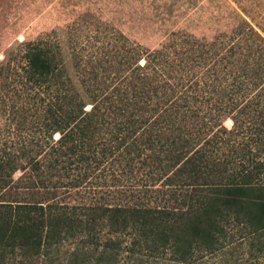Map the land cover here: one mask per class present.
<instances>
[{"label": "rangeland", "instance_id": "obj_1", "mask_svg": "<svg viewBox=\"0 0 264 264\" xmlns=\"http://www.w3.org/2000/svg\"><path fill=\"white\" fill-rule=\"evenodd\" d=\"M0 176L264 200V0H0Z\"/></svg>", "mask_w": 264, "mask_h": 264}, {"label": "trees", "instance_id": "obj_2", "mask_svg": "<svg viewBox=\"0 0 264 264\" xmlns=\"http://www.w3.org/2000/svg\"><path fill=\"white\" fill-rule=\"evenodd\" d=\"M245 242L264 254L262 199L0 176V264H242Z\"/></svg>", "mask_w": 264, "mask_h": 264}]
</instances>
